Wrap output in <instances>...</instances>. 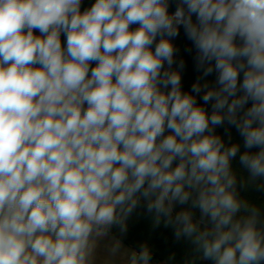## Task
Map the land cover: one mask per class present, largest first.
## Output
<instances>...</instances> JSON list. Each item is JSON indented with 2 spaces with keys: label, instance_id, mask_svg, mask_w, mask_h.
<instances>
[{
  "label": "clouds",
  "instance_id": "obj_1",
  "mask_svg": "<svg viewBox=\"0 0 264 264\" xmlns=\"http://www.w3.org/2000/svg\"><path fill=\"white\" fill-rule=\"evenodd\" d=\"M170 3L0 0V264H95L99 239L125 234L141 201L202 259L264 264L259 207L231 166L239 155L264 178V0ZM181 26L215 87L182 90ZM225 123L259 150L226 146ZM151 259L142 246L127 264Z\"/></svg>",
  "mask_w": 264,
  "mask_h": 264
},
{
  "label": "trees",
  "instance_id": "obj_2",
  "mask_svg": "<svg viewBox=\"0 0 264 264\" xmlns=\"http://www.w3.org/2000/svg\"><path fill=\"white\" fill-rule=\"evenodd\" d=\"M95 0H82L81 11L88 9ZM176 0H171L169 13L176 9ZM196 17L193 16L195 22ZM138 25H130V30H134ZM34 34L39 35L38 30H34ZM159 39V38H157ZM62 47L66 48V36L61 33ZM174 45L178 52L175 54L176 61L183 60L184 68L181 71V88L185 92H191L193 83L198 79L201 84L207 83L209 87L216 86V72L208 76H203L202 70H197L195 63L196 50L192 42L186 37L184 29L181 26L179 35L173 39ZM154 50V46H153ZM95 62L89 66V76L91 75V68L95 67ZM167 67V65H165ZM173 70H178L177 65H173ZM242 81V73H241ZM195 95V94H194ZM203 92L196 97L197 103L202 105L208 114L212 112L211 103L204 104L201 99ZM251 106V101L245 108ZM86 107V106H85ZM242 115V113H241ZM227 129V132L225 131ZM215 133L220 135L224 140L226 146L233 143H238L240 146V153L244 151L256 152L259 149H245L243 137L239 135L235 127L225 123L223 126L217 127ZM167 134V133H166ZM229 135L231 139H229ZM231 166L237 177V191L241 199L247 200L250 204L259 207L260 217L264 223V190H259L258 185L264 182V178H258L255 182L249 179V172L239 163V155L232 160ZM190 205H179L174 207V214L183 208H188ZM194 219L200 218V211L193 209ZM174 227L165 224V218H161L159 223L156 222L155 213H149L146 210V202L141 201L140 205L133 211L127 219V232L120 234L118 228H113L111 233L119 240L128 244L135 251H140L142 246L150 249L153 260H163L165 264H213L211 260H204L197 252L196 246L188 238L181 237L177 239L174 235Z\"/></svg>",
  "mask_w": 264,
  "mask_h": 264
},
{
  "label": "crops",
  "instance_id": "obj_3",
  "mask_svg": "<svg viewBox=\"0 0 264 264\" xmlns=\"http://www.w3.org/2000/svg\"><path fill=\"white\" fill-rule=\"evenodd\" d=\"M117 239L112 233L108 237L99 239L95 255V264H127L128 256L132 251H135L128 244L119 240L121 243L120 251L115 256L110 254V247ZM150 264H165L163 260L151 259Z\"/></svg>",
  "mask_w": 264,
  "mask_h": 264
}]
</instances>
